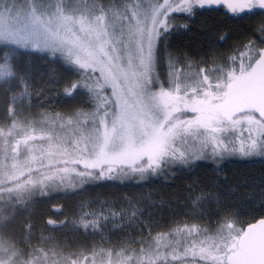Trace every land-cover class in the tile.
Instances as JSON below:
<instances>
[{
  "label": "snow or ice",
  "instance_id": "obj_1",
  "mask_svg": "<svg viewBox=\"0 0 264 264\" xmlns=\"http://www.w3.org/2000/svg\"><path fill=\"white\" fill-rule=\"evenodd\" d=\"M221 5L236 18L264 10V0H0V88L9 99L0 118V264L87 261L83 253L71 259L32 247L31 222L20 240L9 231L15 213L30 209L37 196L75 187L72 174L81 183L151 181L202 161L264 158V24L256 29L259 44L249 40L240 56L228 57L212 77L203 69L183 75L179 57L170 51L175 34L192 30L173 14L194 22ZM208 35L213 41L228 39L219 27ZM25 54L50 58L77 77L65 81L63 94L70 100L86 96L92 110L74 111L77 119L68 124L76 126L69 132L17 119L16 102L29 98L33 72L15 62ZM184 64L193 67L187 57ZM47 224L64 226L52 219ZM80 224L98 227L83 217ZM174 232L187 234L182 251L179 240L162 243L166 237L158 234L155 247L121 249L114 259L109 251L99 264H167L169 256L181 264H264V219L244 229L226 217L211 235L195 226ZM197 232L200 237L194 238ZM161 248L171 251L166 255Z\"/></svg>",
  "mask_w": 264,
  "mask_h": 264
},
{
  "label": "trees",
  "instance_id": "obj_2",
  "mask_svg": "<svg viewBox=\"0 0 264 264\" xmlns=\"http://www.w3.org/2000/svg\"><path fill=\"white\" fill-rule=\"evenodd\" d=\"M103 2L107 4L110 0ZM176 16L178 23L188 22L192 28L191 31L181 30L170 40V51L180 59L178 66L185 65L187 57L194 69L205 68L210 73L218 70L228 57H239L249 40L259 44L256 29L264 24L262 10L242 13V18H236L223 7H217L198 15L194 22L185 21L183 14ZM216 27L220 28L221 34H227L226 41H213L208 35ZM15 62L26 63L33 69L29 98L19 100L15 105L19 111L18 120L35 123L50 114L72 116L79 109L92 110L86 96L79 95L74 100L64 96L65 81L77 77L61 63L27 54L17 55ZM8 105V95L0 88V118ZM197 196L202 199L193 204ZM87 200H103L119 209L138 207V220L112 231L107 240H98L81 230H71L69 219ZM55 208L61 211L56 212ZM15 215L17 218L9 231L17 240L26 235L25 223L31 222L33 228L29 239L32 247L56 251L71 259H77L73 254L97 253L103 246L138 250L141 245L153 242L158 234L172 232L177 226H195L211 235L226 217L234 227L245 229L264 217V158H232L218 165L202 161L198 167L175 171L151 181L96 180L81 186L60 187L47 196H37L30 209H21ZM48 219L57 224L63 221L64 226H49ZM134 236L141 240L134 241ZM193 237L199 238L200 233Z\"/></svg>",
  "mask_w": 264,
  "mask_h": 264
},
{
  "label": "rangeland",
  "instance_id": "obj_3",
  "mask_svg": "<svg viewBox=\"0 0 264 264\" xmlns=\"http://www.w3.org/2000/svg\"><path fill=\"white\" fill-rule=\"evenodd\" d=\"M83 2H84V0H81V3H83ZM233 2H242V0H233ZM220 7H223L225 10L230 12L226 8V6H224V5L218 6V8H220ZM255 10H260V9H254L251 12H253ZM262 11H264V10H262ZM173 15H177V14H173ZM164 67L165 66L163 64L160 65L159 71L161 72V74H163L167 71L166 68H165V70H163ZM179 68H180L181 73L185 76L194 75V74L200 72V71H197L196 69H194L193 67L188 68L185 65H183L182 67H179ZM202 69H203L202 74L209 75L210 77L214 76L217 72V70L213 71L211 69L213 72L210 73V72L206 71L205 68H202ZM75 119H77V118L74 117L73 115L67 116V115H62V114L61 115L50 114L47 116H43L41 119H39V121H37L35 123L32 122V123L34 124V126L37 129H39L41 127H45V128L53 127L59 132L67 133L72 128H74L76 126L75 124H71V125L68 124V121L69 120H75ZM79 119L81 121H83V117H80ZM61 125H63V127H61ZM81 126H86V125L81 124ZM21 151L23 152V146H21ZM255 157L258 158L259 156L248 157V158L250 159V158H255ZM241 159H246V158H241ZM210 162H212V161H210ZM9 163H10V161H9ZM72 180H73V183L80 184V186L84 184V183L80 182L79 178L76 177L75 174H72ZM124 180H127V179H124ZM80 208L81 209L76 213V215L69 219V226L71 227V230H76V231L81 230L84 234L93 235V237H96L98 240H107L108 236L110 235V233L112 231L121 229V227H124L128 224H131L132 222H136V220H138L137 215L140 212L138 207H132L131 209H119V208H117L111 204H108V202L103 201V200H87V203L83 204ZM131 213H135V214L131 215ZM82 217H83L84 221H86V222H91L93 220H96L98 222V227H96L95 229H93V228L84 229L80 224ZM101 217H105L106 219H101ZM184 227L185 226H177L176 228L183 229ZM197 233H194L193 235H197ZM164 235L166 237V240L163 241L162 243L179 240L180 241V245H179L180 251H182L183 245L188 242V238H186L187 234L182 233L181 235H176L174 232V229L172 232L165 233ZM133 239H134V241H140L141 240L139 238L138 239L135 238V236L133 237ZM149 245H151L152 247H155V241L150 242V244L147 243V244H144L143 246L141 245L139 249H141L142 247L149 246ZM120 250L121 249H119V248L103 246V248H100L98 250L99 252H97V253L91 252L87 256L88 259H87V261L84 262V264H92L93 260L96 261V264H99V262L101 260L106 261L108 259L107 252H109V251H111L113 253V259H114L116 256V253ZM161 251H163L167 255L168 252L171 251V249L170 248H167V249L161 248ZM126 254H131V253H126ZM81 259H82V257H81ZM190 260H191V257L186 258V261H190ZM167 264H181V262L179 260L173 261L171 259V256H169Z\"/></svg>",
  "mask_w": 264,
  "mask_h": 264
},
{
  "label": "water",
  "instance_id": "obj_4",
  "mask_svg": "<svg viewBox=\"0 0 264 264\" xmlns=\"http://www.w3.org/2000/svg\"><path fill=\"white\" fill-rule=\"evenodd\" d=\"M261 219H264V217H263V218H259V219L255 220V221H253V223H251V224L258 223L259 220H261ZM251 224H248V225L245 227V229H246L249 225H251Z\"/></svg>",
  "mask_w": 264,
  "mask_h": 264
}]
</instances>
